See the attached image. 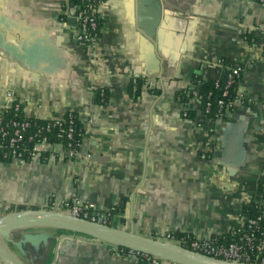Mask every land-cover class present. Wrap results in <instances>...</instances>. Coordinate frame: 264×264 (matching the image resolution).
Listing matches in <instances>:
<instances>
[{"label": "crops", "instance_id": "0c3cea01", "mask_svg": "<svg viewBox=\"0 0 264 264\" xmlns=\"http://www.w3.org/2000/svg\"><path fill=\"white\" fill-rule=\"evenodd\" d=\"M67 2L0 0V106L11 93L27 118L74 114L84 130L74 159L49 146L25 163L0 162V218L76 197L151 239L243 230V206L264 187V5L104 0L101 35L89 43L77 39ZM231 69L241 75L229 116L209 119L196 97L175 99ZM58 230L14 227L4 241L23 264H135Z\"/></svg>", "mask_w": 264, "mask_h": 264}, {"label": "built area", "instance_id": "2783aa9c", "mask_svg": "<svg viewBox=\"0 0 264 264\" xmlns=\"http://www.w3.org/2000/svg\"><path fill=\"white\" fill-rule=\"evenodd\" d=\"M262 1L260 4L264 5ZM80 2L84 8L77 13L76 8H72L77 21V39L92 43L98 40L97 21L100 19L103 1L80 0ZM240 75L241 72L238 69L229 70L226 74L227 87L239 79ZM132 82L135 90L136 80L132 79ZM226 95L227 90L222 96ZM218 104L222 105V101L220 100ZM10 113L20 114V118H11ZM36 120L40 119L27 118L23 114L21 103L16 101L11 93L5 94L4 102L0 106V162L13 160L25 163L49 146L60 149L62 158L71 160L78 156V138L82 133L81 128L76 127L72 114L40 120L46 122L44 126H38L34 122ZM53 128L56 129L55 139H59L58 143L52 142L47 135ZM260 193V200L256 203L258 211L255 214H246L243 230L208 240H198L189 236L176 237L172 234H167L157 240L219 260L264 264V187L261 188ZM113 210L111 208L109 211H100L94 203L74 197L61 201L54 211L110 226L113 221ZM138 255L143 256L144 254L129 250L127 259L135 260ZM147 260L150 264H168L151 256Z\"/></svg>", "mask_w": 264, "mask_h": 264}, {"label": "water", "instance_id": "95a60500", "mask_svg": "<svg viewBox=\"0 0 264 264\" xmlns=\"http://www.w3.org/2000/svg\"><path fill=\"white\" fill-rule=\"evenodd\" d=\"M45 226L85 235L113 247L125 248L158 258L168 264H262L215 259L157 239L125 232L109 225L72 217L55 211L27 210L0 218V264H23L4 241V233L19 226Z\"/></svg>", "mask_w": 264, "mask_h": 264}, {"label": "trees", "instance_id": "16d2710c", "mask_svg": "<svg viewBox=\"0 0 264 264\" xmlns=\"http://www.w3.org/2000/svg\"><path fill=\"white\" fill-rule=\"evenodd\" d=\"M104 2V0H102ZM259 3L262 0H257ZM264 3V0L262 1ZM75 7L76 8V13L81 10L83 7V4L80 2V0H68L65 9L68 12H74L72 10V8ZM98 22V26L99 28L97 29V37H100V28L102 26V21H100V19L97 21ZM238 81L239 79H237L236 81H234L229 87H227L226 82H227V78L226 76L222 79H212V78H208V79H201L198 81H195V83H193V85L189 88H186L184 90L181 91H177L175 93V99H177L178 101H180L181 103H184L186 101L187 98H191V97H196L199 100L200 103V108L201 110L205 113L206 117L209 119H217V118H221V117H227L230 115V113L233 110V104L238 96ZM143 86V80L141 78H136V88H135V93H138V91L141 90ZM133 87V82L132 80L130 81V88ZM227 90V95L226 96H222L223 92ZM132 92H134L132 90ZM100 92H97L96 94V102L97 103H102L105 102L104 100H106L104 97H100ZM103 98V99H101ZM103 100V101H102ZM222 101V105H219L218 102ZM208 110V111H207ZM194 116L193 112H187V119H192ZM9 117L11 118H20V114H14V113H10ZM72 118L75 120V125L76 127L81 128V133H84V130L82 128V125L77 121V118L74 114H72ZM36 122V124L38 126H44L45 125V121H40V120H36L34 121ZM55 133H56V129L53 128L51 130L50 133H47V135L50 137L52 142H59V139H55ZM46 134V133H44ZM83 135H81L78 140H79V146L81 144ZM31 146V144H30ZM5 162V161H2ZM245 213L246 214H255L258 210L256 208V204H251V205H244L243 206ZM264 225V223H263ZM111 227L115 226L113 225V223L110 224ZM59 234H73V235H80V236H84L87 237L85 235L82 234H78V233H74V232H70V231H66V230H58ZM172 235L176 236V237H181V236H189L192 237L191 235H188L186 233H178V232H173L171 233ZM89 238V237H87ZM110 248H114L113 252H115L116 254H118L119 256L127 259V253H128V249L125 248H120V247H113L111 245H107ZM149 256H142V255H138L137 258L135 260H133L135 262V264H150L147 260Z\"/></svg>", "mask_w": 264, "mask_h": 264}, {"label": "rangeland", "instance_id": "374dc122", "mask_svg": "<svg viewBox=\"0 0 264 264\" xmlns=\"http://www.w3.org/2000/svg\"><path fill=\"white\" fill-rule=\"evenodd\" d=\"M113 225H114V223H113ZM115 226V225H114ZM100 243H102V242H100ZM104 244V243H103Z\"/></svg>", "mask_w": 264, "mask_h": 264}]
</instances>
